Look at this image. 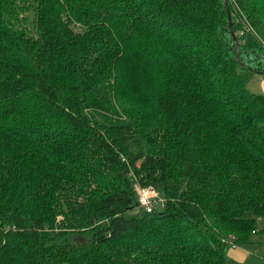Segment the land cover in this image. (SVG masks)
<instances>
[{
  "label": "trees",
  "instance_id": "trees-1",
  "mask_svg": "<svg viewBox=\"0 0 264 264\" xmlns=\"http://www.w3.org/2000/svg\"><path fill=\"white\" fill-rule=\"evenodd\" d=\"M225 3L237 43L222 0H0V264H244L264 0Z\"/></svg>",
  "mask_w": 264,
  "mask_h": 264
},
{
  "label": "rangeland",
  "instance_id": "rangeland-1",
  "mask_svg": "<svg viewBox=\"0 0 264 264\" xmlns=\"http://www.w3.org/2000/svg\"><path fill=\"white\" fill-rule=\"evenodd\" d=\"M231 2L235 5L236 13L240 11L238 6L236 5V0H231ZM30 20L28 19V23ZM242 22L246 26V29L249 28L247 25V22L244 18H242ZM29 28V26H27ZM248 30H251L248 29ZM255 35V33H254ZM262 75L256 74V73H249L247 75V89L254 93H261L260 88V79ZM158 199V197H157ZM154 203L153 205L156 208H159L161 205ZM256 230L257 233H254L251 235V240L248 244H244L242 246H238L236 249L238 250L242 255V263L244 264H264V217H261L260 219H256ZM234 246L231 247V250H234ZM233 248V249H232Z\"/></svg>",
  "mask_w": 264,
  "mask_h": 264
},
{
  "label": "built area",
  "instance_id": "built-area-1",
  "mask_svg": "<svg viewBox=\"0 0 264 264\" xmlns=\"http://www.w3.org/2000/svg\"><path fill=\"white\" fill-rule=\"evenodd\" d=\"M137 191V203L144 208L145 211H149L157 199L155 190L151 187L136 188ZM235 247V245H233Z\"/></svg>",
  "mask_w": 264,
  "mask_h": 264
},
{
  "label": "crops",
  "instance_id": "crops-1",
  "mask_svg": "<svg viewBox=\"0 0 264 264\" xmlns=\"http://www.w3.org/2000/svg\"><path fill=\"white\" fill-rule=\"evenodd\" d=\"M259 75H262L261 79H260V90H261V93H264V74H259ZM238 246H235L233 248H235L234 250H229V256L232 257L234 260L238 261V262H241L242 259H243V255L236 249H240V248H237ZM232 248V249H233Z\"/></svg>",
  "mask_w": 264,
  "mask_h": 264
},
{
  "label": "water",
  "instance_id": "water-1",
  "mask_svg": "<svg viewBox=\"0 0 264 264\" xmlns=\"http://www.w3.org/2000/svg\"><path fill=\"white\" fill-rule=\"evenodd\" d=\"M222 1H223L224 6H225V9H226V15H228V25H229V30H230V32H231V35H232L234 41L237 43V38H236L235 33H234L233 29H232L231 15H230V12H229L228 6H226L225 0H222Z\"/></svg>",
  "mask_w": 264,
  "mask_h": 264
}]
</instances>
